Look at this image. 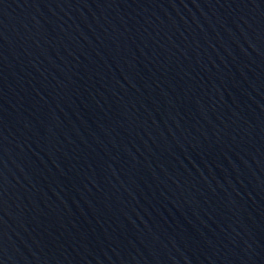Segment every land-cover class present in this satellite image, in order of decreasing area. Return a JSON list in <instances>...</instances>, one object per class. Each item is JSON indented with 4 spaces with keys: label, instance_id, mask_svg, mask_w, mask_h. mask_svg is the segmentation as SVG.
<instances>
[{
    "label": "water",
    "instance_id": "1",
    "mask_svg": "<svg viewBox=\"0 0 264 264\" xmlns=\"http://www.w3.org/2000/svg\"><path fill=\"white\" fill-rule=\"evenodd\" d=\"M0 264H264V0H0Z\"/></svg>",
    "mask_w": 264,
    "mask_h": 264
}]
</instances>
